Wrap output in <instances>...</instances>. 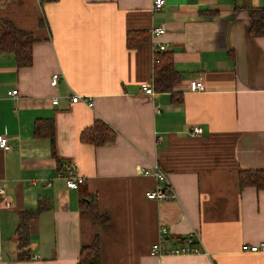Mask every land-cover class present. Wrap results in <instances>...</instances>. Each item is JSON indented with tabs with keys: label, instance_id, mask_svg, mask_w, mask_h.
<instances>
[{
	"label": "crops",
	"instance_id": "obj_1",
	"mask_svg": "<svg viewBox=\"0 0 264 264\" xmlns=\"http://www.w3.org/2000/svg\"><path fill=\"white\" fill-rule=\"evenodd\" d=\"M262 7L264 0H167L154 12L153 0H2L0 18L36 43L28 68L0 53V134L11 145L0 149L1 264H78L98 232L102 264H264L263 253L242 251L264 241V190L239 185L241 171L264 170V35L252 34L249 15ZM130 32L147 42L129 49ZM160 52L173 56L182 103L142 92L153 86ZM192 80L206 91L190 92ZM73 95L93 107L72 104ZM96 120L115 131L112 144L81 141ZM37 122L42 134L54 125L57 158ZM157 163L176 201L147 199L157 184L142 169ZM73 165L108 224L99 227L81 208V191L60 176ZM22 213L32 214L23 249ZM162 228L175 246L199 231V252L152 257Z\"/></svg>",
	"mask_w": 264,
	"mask_h": 264
},
{
	"label": "trees",
	"instance_id": "obj_2",
	"mask_svg": "<svg viewBox=\"0 0 264 264\" xmlns=\"http://www.w3.org/2000/svg\"><path fill=\"white\" fill-rule=\"evenodd\" d=\"M2 0H0V3ZM249 15L252 20V34L254 36L264 35V7L249 9ZM42 22V21H41ZM43 23V22H42ZM147 42V36L137 32H130L127 35V47L135 48L138 44ZM36 43L34 35L30 32L17 29L14 24L4 18H0V53L13 57L18 68H28L33 64V46ZM172 54L158 53L154 65L153 86L157 93H169L173 96L175 103H182V95H174L176 85L181 80L180 74L174 67ZM41 122L36 123L38 135H47L52 143L53 154L57 158L54 145V125L49 124V131L46 134L41 133ZM116 139L115 131L101 120H96L92 127L87 128L81 135V141L91 144L95 147L112 144ZM69 168V167H68ZM85 183L80 185L81 208L88 211L99 227L110 222L107 214L99 211L98 200L96 196L88 194L85 190ZM240 189L256 188L264 190V170L260 171H241L239 174ZM32 214L22 213V221L18 230L20 248L28 247V221ZM29 258V253L20 254V259ZM78 264H102V242L98 232L93 243L83 247L80 251Z\"/></svg>",
	"mask_w": 264,
	"mask_h": 264
},
{
	"label": "built area",
	"instance_id": "obj_3",
	"mask_svg": "<svg viewBox=\"0 0 264 264\" xmlns=\"http://www.w3.org/2000/svg\"><path fill=\"white\" fill-rule=\"evenodd\" d=\"M167 5V0H153V11L159 12L163 10ZM166 33V27H158L153 30L152 34L158 38L163 36ZM165 47L161 46L159 48V51L164 52ZM61 78L60 73H55L52 75L51 79V86L57 87L59 80ZM189 91L194 93H202L206 91V86L201 80H192L189 82ZM142 92L146 96H154L155 91L153 86L144 84L142 85ZM17 91L9 92V97H15L17 96ZM72 104H79V103H85L89 107H93V102L91 99L83 98L78 95H73L70 97ZM59 101L58 99H55L53 102L54 105H58ZM194 134H200L199 129L194 130ZM0 149L4 151H10L11 145L9 143V138L6 134H0ZM142 174L144 176L150 177L151 179L156 181L157 187L155 190H151L147 192L146 197L150 201H158V202H165V201H176L177 200V194L174 191L170 179L169 174L157 163L153 165L152 167H149L147 169H142ZM61 177L65 178L67 181V187L69 189L76 190L79 188L80 185H83L85 183V178L82 176H79L77 173V168L73 165L69 168L67 175L64 176L63 174L60 175ZM4 191L0 189V195H2ZM4 208L10 207V202H3ZM201 235L199 231H194L190 235H188L186 238L183 239V241L179 244L180 246L173 245V241L171 240L168 232L166 229L162 228L159 240L154 243L151 247V256L152 257H162V256H180V255H189V254H195L198 253L199 250L197 248V245L200 243ZM242 251L245 253H263L264 254V241L252 245V244H245L242 246ZM33 259H36V256L32 257ZM0 264H1V255H0Z\"/></svg>",
	"mask_w": 264,
	"mask_h": 264
}]
</instances>
